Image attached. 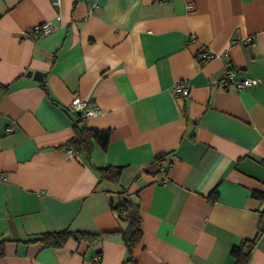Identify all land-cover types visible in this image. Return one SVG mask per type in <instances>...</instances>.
I'll list each match as a JSON object with an SVG mask.
<instances>
[{"label": "crops", "instance_id": "obj_1", "mask_svg": "<svg viewBox=\"0 0 264 264\" xmlns=\"http://www.w3.org/2000/svg\"><path fill=\"white\" fill-rule=\"evenodd\" d=\"M45 22L50 34L27 37ZM202 47L215 57L200 60ZM229 67L258 85L223 89ZM76 97L98 110L86 127L110 132L89 159L65 147ZM107 167L121 169L118 183L102 179ZM123 189L141 217L131 254L111 207ZM254 191L264 192V0H0V238L11 237L0 264H235L232 246L264 220ZM63 230L102 238L27 242ZM247 264H264V232Z\"/></svg>", "mask_w": 264, "mask_h": 264}, {"label": "trees", "instance_id": "obj_2", "mask_svg": "<svg viewBox=\"0 0 264 264\" xmlns=\"http://www.w3.org/2000/svg\"><path fill=\"white\" fill-rule=\"evenodd\" d=\"M43 88L46 90L44 85ZM75 116L77 118L74 126L75 135L69 142H67L65 147L79 154H83L86 159H89L91 155L93 142L99 144L105 150L109 143L110 132L89 129L86 127L84 123L85 121L79 114H75ZM163 160L164 156H159L156 158L155 162L161 163ZM100 172L102 179L104 178L115 183L119 182L121 175L120 168L107 167L100 169ZM252 197L261 203H264V192L254 191ZM111 207L119 218H122L125 222H127V228L124 231H119V233L124 241L128 253L131 254L132 249L140 242L142 237L141 217L139 215L138 204L135 203L127 191L123 189L117 194V200L115 202H111ZM263 232L264 231L260 229L255 238L243 241L239 245L232 246L231 256L235 260V264L248 263L251 251L255 246L257 239L263 234ZM101 238L102 236H98L96 234L63 230L60 232H47L39 234L35 236V238L27 240V242L41 243L45 248H61L69 240H74L76 242L85 241L92 244L98 242ZM2 256H4V243H0V258Z\"/></svg>", "mask_w": 264, "mask_h": 264}, {"label": "built area", "instance_id": "obj_3", "mask_svg": "<svg viewBox=\"0 0 264 264\" xmlns=\"http://www.w3.org/2000/svg\"><path fill=\"white\" fill-rule=\"evenodd\" d=\"M189 10H193L192 6L188 7ZM54 30V26L51 22H45L40 25H36L29 30H27L26 35L27 37L31 39H39L41 37H44L48 34H50ZM253 41L252 38H247L245 40V44L251 43ZM215 57V54L210 53L209 50L206 47H202L199 50L198 58L200 60L209 61ZM238 70L234 68H230L224 77V79L220 82V86L223 89H232L236 92H240L248 87H255L258 85V81L254 78H244V79H237L238 76ZM189 85L185 81H180L177 84H175L173 88L174 94L180 98L185 99L189 95ZM70 110L74 114H79L80 117L86 121L87 118L91 116H95L98 114V110L95 108H92L89 106V104L86 101H83L81 98L76 97L70 104ZM12 131L11 128H8L6 130L7 133H10ZM71 153H75L73 150H70ZM169 169V166L162 165L159 168V172L166 173ZM163 183L167 182V179L162 180ZM95 263H98L100 261V256H96L94 258Z\"/></svg>", "mask_w": 264, "mask_h": 264}, {"label": "water", "instance_id": "obj_4", "mask_svg": "<svg viewBox=\"0 0 264 264\" xmlns=\"http://www.w3.org/2000/svg\"><path fill=\"white\" fill-rule=\"evenodd\" d=\"M32 75V72H28L27 73V76H31ZM260 212L262 213V214H264V203L262 204V207H261V209H260ZM261 230L262 231H264V220H263V222H262V225H261ZM11 239V237L9 236V235H4V236H2L1 238H0V242H5V241H7V240H10Z\"/></svg>", "mask_w": 264, "mask_h": 264}]
</instances>
